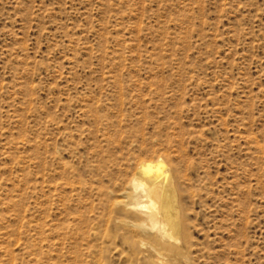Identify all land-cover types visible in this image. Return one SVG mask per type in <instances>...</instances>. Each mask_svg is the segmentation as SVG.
I'll list each match as a JSON object with an SVG mask.
<instances>
[{"label": "rangeland", "instance_id": "374dc122", "mask_svg": "<svg viewBox=\"0 0 264 264\" xmlns=\"http://www.w3.org/2000/svg\"><path fill=\"white\" fill-rule=\"evenodd\" d=\"M157 158L177 242L117 204ZM157 252L264 264V0H0V264Z\"/></svg>", "mask_w": 264, "mask_h": 264}, {"label": "bare ground", "instance_id": "6f19581e", "mask_svg": "<svg viewBox=\"0 0 264 264\" xmlns=\"http://www.w3.org/2000/svg\"><path fill=\"white\" fill-rule=\"evenodd\" d=\"M123 197L117 204H122L138 216V222L123 220L125 224L150 235L155 241L179 240L182 221L177 180L164 160L157 158L140 163ZM157 255L159 263L169 264V261H164L162 253L157 252Z\"/></svg>", "mask_w": 264, "mask_h": 264}]
</instances>
